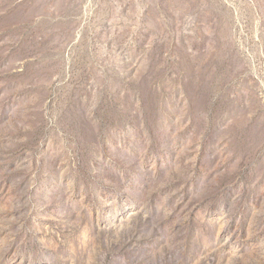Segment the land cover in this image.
Masks as SVG:
<instances>
[{
  "label": "rangeland",
  "instance_id": "rangeland-1",
  "mask_svg": "<svg viewBox=\"0 0 264 264\" xmlns=\"http://www.w3.org/2000/svg\"><path fill=\"white\" fill-rule=\"evenodd\" d=\"M0 264H264V0H0Z\"/></svg>",
  "mask_w": 264,
  "mask_h": 264
}]
</instances>
